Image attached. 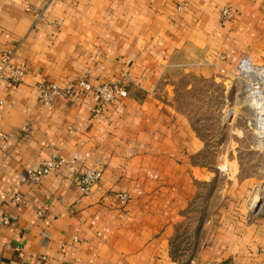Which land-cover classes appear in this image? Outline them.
<instances>
[{
  "label": "crops",
  "instance_id": "obj_1",
  "mask_svg": "<svg viewBox=\"0 0 264 264\" xmlns=\"http://www.w3.org/2000/svg\"><path fill=\"white\" fill-rule=\"evenodd\" d=\"M5 49L26 74L0 79V264H181L171 246L183 226L195 243L186 264H264L257 133L234 141L246 158L236 155L233 173L211 165L163 78L189 59L223 75L240 59L264 64V0H0ZM77 78L126 95L42 102L33 89ZM51 152L64 163L32 182L26 169ZM86 168L100 178L81 195Z\"/></svg>",
  "mask_w": 264,
  "mask_h": 264
},
{
  "label": "rangeland",
  "instance_id": "obj_2",
  "mask_svg": "<svg viewBox=\"0 0 264 264\" xmlns=\"http://www.w3.org/2000/svg\"><path fill=\"white\" fill-rule=\"evenodd\" d=\"M249 75L251 78L255 77L253 72ZM163 78L167 85H171L170 95L176 108L189 117L193 128L208 144L209 163L212 165L215 160L217 166L233 173L236 155L246 158L242 155V152H246L245 148L237 143L247 145L250 142V137H243L246 135L243 130L253 131L256 122V113L245 102L257 105L259 111L264 110L261 102L246 101L241 95L248 89L249 77L223 75L215 71L212 65L205 66L189 59L166 70ZM258 126L257 133L260 137H257V147L264 150V130H260L261 127L264 129V117L258 118ZM234 130L238 134L229 132ZM229 138L233 141L228 142ZM219 143H223V148L229 145L226 150L216 153L215 149ZM262 160L259 154L255 163H261ZM192 241L191 233L187 234L183 226L171 246L172 257L178 259L181 264H186L188 256L192 253L190 251L195 248Z\"/></svg>",
  "mask_w": 264,
  "mask_h": 264
},
{
  "label": "built area",
  "instance_id": "obj_3",
  "mask_svg": "<svg viewBox=\"0 0 264 264\" xmlns=\"http://www.w3.org/2000/svg\"><path fill=\"white\" fill-rule=\"evenodd\" d=\"M181 8L180 5L177 6ZM231 17V11L227 7L219 8V18L224 21ZM13 49H5L0 52V79L4 78L11 83H21L25 78V68L23 66L13 65L10 62ZM261 70V71H259ZM254 73L255 77L251 78L250 73ZM237 76L249 77L248 89L244 90L241 94L246 101H258L264 106V65L253 66L247 59H240L237 64ZM33 89L36 92L37 99L42 102L49 101L52 97H67L74 96L80 92H91L97 96L101 102H109L116 97H124L126 90L116 83L104 84L97 83L92 84L84 78H77L71 84L59 86L56 83H35ZM249 108L253 109L256 113V122L254 132L259 131L258 118L264 117V110H258L257 105L250 102H245ZM21 131H26V127H21ZM260 130H264L262 127ZM1 138H6L5 134L0 133ZM257 137L260 135L257 133ZM64 163V159L58 156L56 153L51 152L49 156L43 160V162L34 167L26 169L27 176L32 182H37L39 178L51 171L57 170ZM100 171L95 168H86L82 170L77 177V187L81 195H86L91 187L99 180ZM121 200H125L126 195L121 193L118 195ZM18 199V198H14ZM8 218L3 216L0 218V225L6 224ZM44 259V257H41Z\"/></svg>",
  "mask_w": 264,
  "mask_h": 264
},
{
  "label": "water",
  "instance_id": "obj_4",
  "mask_svg": "<svg viewBox=\"0 0 264 264\" xmlns=\"http://www.w3.org/2000/svg\"><path fill=\"white\" fill-rule=\"evenodd\" d=\"M257 209H258V203H254L253 206H252V211L253 212H257Z\"/></svg>",
  "mask_w": 264,
  "mask_h": 264
}]
</instances>
